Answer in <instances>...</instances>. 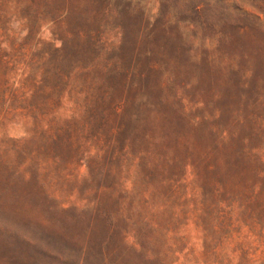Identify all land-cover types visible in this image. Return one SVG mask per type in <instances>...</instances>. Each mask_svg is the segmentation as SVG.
I'll list each match as a JSON object with an SVG mask.
<instances>
[{
  "label": "rangeland",
  "instance_id": "374dc122",
  "mask_svg": "<svg viewBox=\"0 0 264 264\" xmlns=\"http://www.w3.org/2000/svg\"><path fill=\"white\" fill-rule=\"evenodd\" d=\"M0 264H264V0H0Z\"/></svg>",
  "mask_w": 264,
  "mask_h": 264
},
{
  "label": "trees",
  "instance_id": "16d2710c",
  "mask_svg": "<svg viewBox=\"0 0 264 264\" xmlns=\"http://www.w3.org/2000/svg\"><path fill=\"white\" fill-rule=\"evenodd\" d=\"M198 9V8H197Z\"/></svg>",
  "mask_w": 264,
  "mask_h": 264
}]
</instances>
